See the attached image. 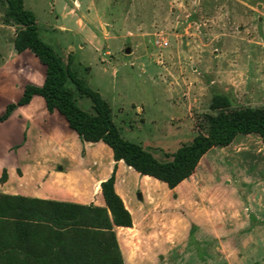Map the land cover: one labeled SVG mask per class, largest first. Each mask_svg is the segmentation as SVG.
Here are the masks:
<instances>
[{"label":"rangeland","instance_id":"374dc122","mask_svg":"<svg viewBox=\"0 0 264 264\" xmlns=\"http://www.w3.org/2000/svg\"><path fill=\"white\" fill-rule=\"evenodd\" d=\"M23 1L40 38L109 103L122 136L161 162L207 133L215 96H227L230 110L264 107V0ZM6 12L0 1V69L13 61L20 29ZM22 67L11 69L24 82L30 73ZM75 99L93 112L89 97ZM258 137L252 143L260 144ZM258 166L229 171L264 177Z\"/></svg>","mask_w":264,"mask_h":264},{"label":"crops","instance_id":"0c3cea01","mask_svg":"<svg viewBox=\"0 0 264 264\" xmlns=\"http://www.w3.org/2000/svg\"><path fill=\"white\" fill-rule=\"evenodd\" d=\"M13 58L0 69V116L27 85L42 86L46 77L31 51ZM18 62L29 69L24 82L11 69ZM253 136L213 148L170 189L115 161L103 142L84 141L34 96L0 122V194L105 207L101 184L115 172L116 192L133 218L132 227H115L125 264H264V177L229 171L264 170V162L247 161L255 154L264 159V144L260 137L252 143Z\"/></svg>","mask_w":264,"mask_h":264},{"label":"trees","instance_id":"16d2710c","mask_svg":"<svg viewBox=\"0 0 264 264\" xmlns=\"http://www.w3.org/2000/svg\"><path fill=\"white\" fill-rule=\"evenodd\" d=\"M0 1L7 6V22L20 27L14 40L16 52L31 51L46 68L43 85H27L17 104L7 106L0 122L34 96H41L49 112L61 114L84 141L103 142L115 161H124L170 189L190 178L210 150L229 146L239 135H257L264 144V107L230 110V99L218 95L211 104L216 113L205 115L207 133H199L168 161L157 160L122 136L109 103L40 38L36 16L24 1ZM76 93L91 99L92 113L77 105ZM115 181L114 172L101 184L105 207L0 194V264H125L115 227H132L133 218L116 192Z\"/></svg>","mask_w":264,"mask_h":264},{"label":"built area","instance_id":"2783aa9c","mask_svg":"<svg viewBox=\"0 0 264 264\" xmlns=\"http://www.w3.org/2000/svg\"><path fill=\"white\" fill-rule=\"evenodd\" d=\"M156 44L160 47V48H166L169 46V43L166 41V42H162L161 40H158L156 42Z\"/></svg>","mask_w":264,"mask_h":264},{"label":"water","instance_id":"95a60500","mask_svg":"<svg viewBox=\"0 0 264 264\" xmlns=\"http://www.w3.org/2000/svg\"><path fill=\"white\" fill-rule=\"evenodd\" d=\"M126 52H127V54H130V53H131V49L128 48V49L126 50Z\"/></svg>","mask_w":264,"mask_h":264}]
</instances>
